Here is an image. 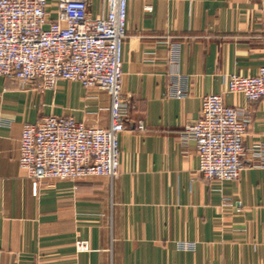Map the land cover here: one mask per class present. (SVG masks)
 Here are the masks:
<instances>
[{
	"label": "crops",
	"instance_id": "1",
	"mask_svg": "<svg viewBox=\"0 0 264 264\" xmlns=\"http://www.w3.org/2000/svg\"><path fill=\"white\" fill-rule=\"evenodd\" d=\"M104 10L93 1L94 16ZM122 57L133 110L118 176L43 182L37 193L19 164L24 125L65 116L108 128L111 96L0 76V264H264V100L227 94L229 76L264 66V0H129ZM209 94L251 110L236 181L203 178L185 136Z\"/></svg>",
	"mask_w": 264,
	"mask_h": 264
},
{
	"label": "built area",
	"instance_id": "2",
	"mask_svg": "<svg viewBox=\"0 0 264 264\" xmlns=\"http://www.w3.org/2000/svg\"><path fill=\"white\" fill-rule=\"evenodd\" d=\"M93 1L0 0V76L23 85L40 82L44 90L59 81L78 82L111 96L108 128L65 116L24 125L19 164L33 180L35 193L43 182L113 179L119 174V137L133 110L122 88L129 0H103L105 10L96 16ZM227 94L249 104L264 100V66L252 76H229ZM171 95L182 99L187 92L176 87ZM251 123L249 108L227 105L222 94L203 98L199 118L185 127L186 138L196 144L203 178L240 179ZM134 128L145 131L146 125L139 121ZM87 249L78 243L77 252Z\"/></svg>",
	"mask_w": 264,
	"mask_h": 264
}]
</instances>
